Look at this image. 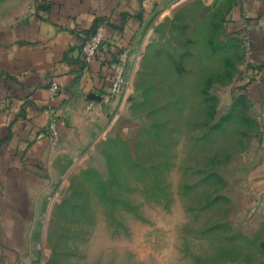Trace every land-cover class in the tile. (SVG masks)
Listing matches in <instances>:
<instances>
[{
	"label": "rangeland",
	"instance_id": "1",
	"mask_svg": "<svg viewBox=\"0 0 264 264\" xmlns=\"http://www.w3.org/2000/svg\"><path fill=\"white\" fill-rule=\"evenodd\" d=\"M144 35L121 95L127 106L64 169L31 186L27 201L14 207L0 189V264L264 257L231 186L261 126L247 92L251 58L228 5L177 1Z\"/></svg>",
	"mask_w": 264,
	"mask_h": 264
},
{
	"label": "crops",
	"instance_id": "2",
	"mask_svg": "<svg viewBox=\"0 0 264 264\" xmlns=\"http://www.w3.org/2000/svg\"><path fill=\"white\" fill-rule=\"evenodd\" d=\"M180 0H0V189L4 201H27L29 188L61 171L124 108L111 89L109 62L130 48L129 78L146 44L145 28ZM231 27L249 37L247 92L260 118L256 145L231 178L234 205L264 240V0H222ZM101 22L105 46L90 65L82 45ZM60 90L52 95L51 83ZM94 108L88 111V106ZM57 120L58 137L48 133ZM125 123L123 124V126ZM63 167V168H62ZM14 211V208H12ZM264 256V255H263ZM255 264V263H253ZM258 264H264V257Z\"/></svg>",
	"mask_w": 264,
	"mask_h": 264
},
{
	"label": "built area",
	"instance_id": "3",
	"mask_svg": "<svg viewBox=\"0 0 264 264\" xmlns=\"http://www.w3.org/2000/svg\"><path fill=\"white\" fill-rule=\"evenodd\" d=\"M105 23L101 22L97 25L96 29L93 32H90L88 35H85L83 45L81 48L82 56L84 62L87 65H90L94 58L98 55V52L105 46V35H104ZM245 44L247 48L248 56L251 58L252 55V44L249 37H245ZM131 50L126 47L123 48L118 55L109 62V68L111 72V89L110 92L104 93L102 96V105L99 106V113L101 109L106 105L111 104L114 99L122 94H124L130 86V78L128 72V63L130 60ZM51 93L55 95L60 90V85L57 82H52ZM88 111L93 110L92 105L88 106ZM3 110V104L0 101V113ZM48 133L51 137H58L57 129V120L53 119L48 126Z\"/></svg>",
	"mask_w": 264,
	"mask_h": 264
},
{
	"label": "trees",
	"instance_id": "4",
	"mask_svg": "<svg viewBox=\"0 0 264 264\" xmlns=\"http://www.w3.org/2000/svg\"><path fill=\"white\" fill-rule=\"evenodd\" d=\"M96 27H97V26H96ZM96 27L94 28V30L96 29ZM94 30H93V31H94ZM93 31H92V32H93Z\"/></svg>",
	"mask_w": 264,
	"mask_h": 264
}]
</instances>
